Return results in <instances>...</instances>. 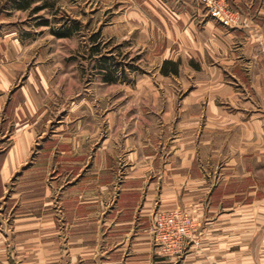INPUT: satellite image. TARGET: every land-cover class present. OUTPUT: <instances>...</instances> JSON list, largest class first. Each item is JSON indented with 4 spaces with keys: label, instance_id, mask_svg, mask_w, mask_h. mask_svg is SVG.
<instances>
[{
    "label": "crops",
    "instance_id": "crops-1",
    "mask_svg": "<svg viewBox=\"0 0 264 264\" xmlns=\"http://www.w3.org/2000/svg\"><path fill=\"white\" fill-rule=\"evenodd\" d=\"M147 1L167 24L169 46L178 48L177 58L166 61L200 63L198 86L185 105L198 108L206 99L209 113L217 111L216 100H229L239 116L179 122L163 169L156 155L131 152L115 201L108 183L8 185L32 140L30 133L19 135L0 167V264H264V0H227L239 14L231 27L205 20L193 0ZM221 65L231 69L232 84ZM16 72L0 55L2 93ZM244 112L252 115L249 122H241ZM220 135L228 145L214 147ZM156 208H180L203 226L193 254L158 255L151 233Z\"/></svg>",
    "mask_w": 264,
    "mask_h": 264
},
{
    "label": "rangeland",
    "instance_id": "rangeland-1",
    "mask_svg": "<svg viewBox=\"0 0 264 264\" xmlns=\"http://www.w3.org/2000/svg\"><path fill=\"white\" fill-rule=\"evenodd\" d=\"M148 2L42 0L18 10L17 0H0V55L17 71L6 92L0 89V167L19 135L32 137L27 158L8 185L108 183L115 201L131 152L156 155L163 169L172 137L182 130L179 122H234L239 116L238 105L229 100H216L217 111L209 113L206 99L198 108L185 105L198 86L200 63L179 60L177 76L162 73L178 48L173 41L169 46L167 24ZM226 2L238 22L239 14ZM192 3L203 13L197 0ZM42 6L47 8L35 13ZM104 63L117 69L114 83L105 82ZM221 67L232 84L231 69ZM241 117L249 122L252 115ZM224 139L220 135L214 147L227 146Z\"/></svg>",
    "mask_w": 264,
    "mask_h": 264
},
{
    "label": "built area",
    "instance_id": "built-area-1",
    "mask_svg": "<svg viewBox=\"0 0 264 264\" xmlns=\"http://www.w3.org/2000/svg\"><path fill=\"white\" fill-rule=\"evenodd\" d=\"M205 15L224 27L237 23L226 0H197ZM152 242L158 255L183 260L198 249L204 237L203 226L180 208L156 210L152 215Z\"/></svg>",
    "mask_w": 264,
    "mask_h": 264
},
{
    "label": "trees",
    "instance_id": "trees-1",
    "mask_svg": "<svg viewBox=\"0 0 264 264\" xmlns=\"http://www.w3.org/2000/svg\"><path fill=\"white\" fill-rule=\"evenodd\" d=\"M31 1L39 2L42 0H17L16 9L28 10L31 6ZM46 8H47V6H42V7H38L36 9H34V11H35V13H38L42 9H46ZM40 25H44V24H40ZM65 35H69V34H64V33L56 34V36H58L59 38H64V37H66ZM168 67H172L171 70H168L167 69ZM102 71H104L105 75H107L105 82H107V83H114L115 82L114 76L117 73V69H115V68L112 69L111 66H108L107 63H104L102 65ZM162 73L166 76L169 74L178 75V64L170 62V61H166L163 65Z\"/></svg>",
    "mask_w": 264,
    "mask_h": 264
}]
</instances>
